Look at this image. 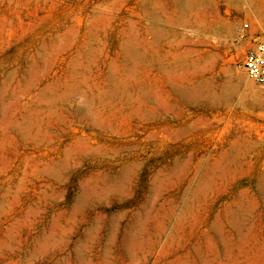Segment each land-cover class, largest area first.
I'll list each match as a JSON object with an SVG mask.
<instances>
[{"label": "rangeland", "instance_id": "obj_1", "mask_svg": "<svg viewBox=\"0 0 264 264\" xmlns=\"http://www.w3.org/2000/svg\"><path fill=\"white\" fill-rule=\"evenodd\" d=\"M257 9L0 0V264H264Z\"/></svg>", "mask_w": 264, "mask_h": 264}, {"label": "built area", "instance_id": "obj_2", "mask_svg": "<svg viewBox=\"0 0 264 264\" xmlns=\"http://www.w3.org/2000/svg\"><path fill=\"white\" fill-rule=\"evenodd\" d=\"M239 68L257 85H264V43H259L248 50Z\"/></svg>", "mask_w": 264, "mask_h": 264}, {"label": "bare ground", "instance_id": "obj_3", "mask_svg": "<svg viewBox=\"0 0 264 264\" xmlns=\"http://www.w3.org/2000/svg\"><path fill=\"white\" fill-rule=\"evenodd\" d=\"M244 3V2H243ZM246 4V3H245ZM254 6H255V4H253ZM248 7V6H247ZM248 9H249V7H248ZM251 10V9H250ZM252 11V10H251ZM249 12V11H248ZM242 13V12H241ZM248 14V13H247ZM254 14H257L258 16H260L261 18H264V12L262 11V10H260V9H257V10H255V12H254ZM253 14V15H254ZM252 15V14H251ZM250 15V16H251ZM252 17H254V16H252ZM216 18V17H215ZM255 18V17H254ZM259 18V17H258ZM256 20V19H255ZM263 21V20H262ZM252 22V21H251ZM255 22V21H254ZM253 22V23H254ZM264 22V21H263ZM257 23H258V21H257ZM259 24V23H258ZM260 26V25H259ZM261 27V26H260ZM214 31V30H213ZM226 36V35H225ZM215 37V36H214ZM232 37V36H231ZM214 39V38H213ZM221 43V42H220ZM217 49V48H216ZM192 56V55H191ZM198 65V64H197ZM195 69V68H194ZM174 86V85H173ZM194 90V89H193ZM192 92V91H191ZM177 94V93H176ZM179 94V93H178ZM190 95V94H189ZM197 95V94H196ZM228 95V94H227ZM179 96V95H178ZM184 96V95H183ZM187 96V95H186ZM193 98V97H192ZM190 100V99H189ZM220 100V99H219ZM167 105H169V104H167ZM165 115V114H164ZM94 119V118H93ZM95 120V119H94ZM98 122V121H97ZM226 123V122H225ZM199 125V124H198ZM197 125V126H198ZM109 128V127H108ZM42 135V134H41ZM164 135V134H163ZM91 138V137H90ZM23 141V140H22ZM244 141V140H243ZM240 142H242L241 140H240ZM248 142V141H247ZM249 142H252V141H249ZM257 142V141H256ZM263 142V141H262ZM27 143V142H26ZM260 143H261V141H260ZM75 144V143H74ZM236 144V143H235ZM243 144V143H242ZM247 145V144H246ZM235 146V145H234ZM252 146V145H251ZM233 147V146H232ZM231 147V148H232ZM237 147V146H236ZM235 147V148H236ZM240 147V146H239ZM254 147V146H253ZM258 147V146H257ZM241 148V147H240ZM244 148V147H243ZM250 148H252V147H250ZM90 149H91V147H90ZM117 149V148H116ZM217 149H219V148H217ZM260 149H262V148H260ZM97 150V149H96ZM248 150V149H247ZM143 151V150H142ZM235 151V150H234ZM257 151V150H256ZM79 152V151H78ZM112 152V151H111ZM114 152H115V150H114ZM251 152V151H250ZM261 152V151H260ZM65 153V152H64ZM222 153H224V152H222ZM232 153V152H231ZM244 153V152H243ZM264 153V152H263ZM144 154V153H143ZM248 154V153H247ZM105 155V154H104ZM114 155V154H113ZM242 155V154H241ZM250 155V154H249ZM93 156V155H92ZM213 156H215V155H213ZM234 156V155H233ZM248 156V155H247ZM261 156V155H260ZM263 156V155H262ZM98 157V156H97ZM100 157V156H99ZM147 157V156H146ZM145 157V158H146ZM230 157V156H229ZM236 157V156H235ZM84 158V157H83ZM92 158V157H91ZM94 158V157H93ZM103 157H100V159H102ZM112 158V157H111ZM217 158V157H216ZM261 157H259V159H260ZM98 159V158H97ZM243 159V158H242ZM246 159V158H245ZM254 159V158H253ZM113 160V159H112ZM123 160V159H122ZM128 160V159H127ZM244 160V159H243ZM254 160H257V158H255ZM129 162V161H128ZM249 162V161H248ZM264 162V161H263ZM126 163V162H125ZM217 163V162H216ZM220 163V162H219ZM254 163V162H253ZM118 164V163H117ZM209 164V163H208ZM120 165V164H119ZM119 165H117V166H119ZM122 165V164H121ZM211 165V164H210ZM251 165H253V164H251ZM45 166H47V165H45ZM256 166V165H255ZM260 166V165H259ZM100 167V166H99ZM249 167V166H248ZM49 168V167H48ZM120 168V167H119ZM193 168V167H192ZM254 168H256V167H254ZM264 168V167H263ZM47 169V168H46ZM253 169V168H252ZM93 170V169H92ZM46 171V170H45ZM101 171V170H100ZM104 171H105V169L103 170V175H104ZM106 173V172H105ZM110 177V176H109ZM113 177V176H112ZM260 177V176H259ZM99 180V179H98ZM104 182V181H103ZM101 183V182H100ZM109 184V183H108ZM88 189V188H87ZM86 191V190H85ZM82 197V196H81ZM81 197H80V199H81Z\"/></svg>", "mask_w": 264, "mask_h": 264}]
</instances>
